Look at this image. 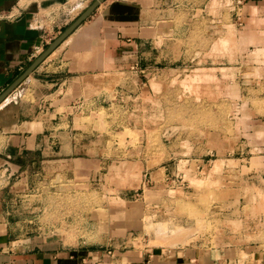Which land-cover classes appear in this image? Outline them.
Masks as SVG:
<instances>
[{
  "label": "rangeland",
  "instance_id": "1",
  "mask_svg": "<svg viewBox=\"0 0 264 264\" xmlns=\"http://www.w3.org/2000/svg\"><path fill=\"white\" fill-rule=\"evenodd\" d=\"M143 2L139 69L44 90L43 151L0 174L7 231L40 264H264V0Z\"/></svg>",
  "mask_w": 264,
  "mask_h": 264
},
{
  "label": "crops",
  "instance_id": "2",
  "mask_svg": "<svg viewBox=\"0 0 264 264\" xmlns=\"http://www.w3.org/2000/svg\"><path fill=\"white\" fill-rule=\"evenodd\" d=\"M68 1L0 0V94L48 47L47 36L53 41L72 22L69 10L55 11ZM149 13L143 0H105L8 95L0 104V174L14 172L29 154L43 151L52 124L46 119L45 89L58 83L67 88L76 79L118 69L128 64L127 56L135 57L132 67L143 65L135 48L147 41L143 25ZM35 16L49 24L31 27ZM79 87L85 90V82ZM2 193L0 188V197ZM4 215L0 198V264H40L34 244L25 250L10 237Z\"/></svg>",
  "mask_w": 264,
  "mask_h": 264
},
{
  "label": "water",
  "instance_id": "3",
  "mask_svg": "<svg viewBox=\"0 0 264 264\" xmlns=\"http://www.w3.org/2000/svg\"><path fill=\"white\" fill-rule=\"evenodd\" d=\"M105 0H93V2L78 15L49 45L48 47L27 67V69L0 94V104L8 95L22 83L35 68L60 44L62 43L92 12Z\"/></svg>",
  "mask_w": 264,
  "mask_h": 264
},
{
  "label": "built area",
  "instance_id": "4",
  "mask_svg": "<svg viewBox=\"0 0 264 264\" xmlns=\"http://www.w3.org/2000/svg\"><path fill=\"white\" fill-rule=\"evenodd\" d=\"M43 23L44 22H43V19L41 18V16H35L34 19L32 20V22L30 23V26L33 28L42 29L44 27ZM44 41L46 42V44H49V43H51L52 38L50 36H47V38Z\"/></svg>",
  "mask_w": 264,
  "mask_h": 264
},
{
  "label": "bare ground",
  "instance_id": "5",
  "mask_svg": "<svg viewBox=\"0 0 264 264\" xmlns=\"http://www.w3.org/2000/svg\"><path fill=\"white\" fill-rule=\"evenodd\" d=\"M161 228V225L159 226V229Z\"/></svg>",
  "mask_w": 264,
  "mask_h": 264
}]
</instances>
